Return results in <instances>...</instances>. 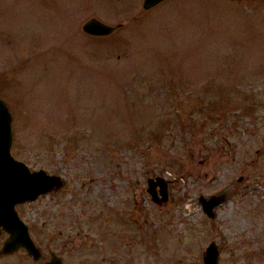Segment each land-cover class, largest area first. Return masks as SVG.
Listing matches in <instances>:
<instances>
[{
    "label": "rangeland",
    "instance_id": "obj_1",
    "mask_svg": "<svg viewBox=\"0 0 264 264\" xmlns=\"http://www.w3.org/2000/svg\"><path fill=\"white\" fill-rule=\"evenodd\" d=\"M0 98L10 152L64 178L17 205L38 259L0 264H264V0H0Z\"/></svg>",
    "mask_w": 264,
    "mask_h": 264
},
{
    "label": "water",
    "instance_id": "obj_2",
    "mask_svg": "<svg viewBox=\"0 0 264 264\" xmlns=\"http://www.w3.org/2000/svg\"><path fill=\"white\" fill-rule=\"evenodd\" d=\"M161 0H141L143 9H147ZM120 23L109 24L95 17H88L81 23V28L93 34L111 32ZM11 117L6 103L0 98V225L7 231V236L0 244V253H7L21 246L29 253L32 259H38L40 250L35 245L27 230L26 223L21 220L15 208V202L30 200L39 193L56 189L62 185L64 178L57 172H48L42 167L29 168L21 159L10 152ZM158 184V194L153 189ZM146 190L151 199L163 200L166 198L165 181L162 176L155 175L147 178ZM223 198L222 193L212 192L200 195L199 201L202 210L207 215L213 214V207ZM218 249L213 240H210L202 252L204 264H215ZM46 264H62L60 257L49 250Z\"/></svg>",
    "mask_w": 264,
    "mask_h": 264
},
{
    "label": "flooded vegetation",
    "instance_id": "obj_3",
    "mask_svg": "<svg viewBox=\"0 0 264 264\" xmlns=\"http://www.w3.org/2000/svg\"><path fill=\"white\" fill-rule=\"evenodd\" d=\"M32 169V168H31ZM154 177V176H153ZM146 181H147V178H146ZM145 189H146V187H145ZM153 189H155V192H157V194H158V184L157 183H155L154 184V186H153ZM166 190V189H165ZM23 202H21V203H14V205H13V207L15 208V210H16V212H17V215H18V217L21 219V220H23L25 223H26V221H25V217H27V214L23 211V210H19L17 207V205H20V204H22ZM120 216L122 215V213H120L119 214ZM26 225H27V230H28V232H29V229H28V224L26 223ZM30 234V233H29ZM7 236V231L4 229V227H2V225H0V244L2 243V241H3V239L5 238ZM21 247V246H20ZM23 248V247H22ZM0 254H3V253H0Z\"/></svg>",
    "mask_w": 264,
    "mask_h": 264
}]
</instances>
